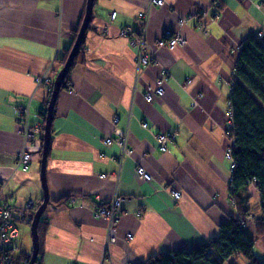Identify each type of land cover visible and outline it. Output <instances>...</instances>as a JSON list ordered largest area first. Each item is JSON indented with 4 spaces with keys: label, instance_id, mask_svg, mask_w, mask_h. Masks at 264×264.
<instances>
[{
    "label": "crops",
    "instance_id": "crops-1",
    "mask_svg": "<svg viewBox=\"0 0 264 264\" xmlns=\"http://www.w3.org/2000/svg\"><path fill=\"white\" fill-rule=\"evenodd\" d=\"M218 1V8L206 0H165L164 7L153 8L145 34L152 62L138 69L132 40L145 0H94L82 47L53 110L46 160L49 202L38 226L37 264H105L108 222L92 216L95 197L121 198L118 241L109 246L112 264H142L159 253L188 251L238 218L225 159L231 145L228 102L237 48L262 26L264 10L255 8L258 0ZM85 4L0 0V184L23 148L16 108L29 101V121L39 118ZM121 26H129L132 35H123ZM164 30L179 32L185 45L157 48L154 41ZM163 72V95L146 103L145 90ZM44 73L52 79L50 86L37 83ZM116 130L127 132L133 151L120 167L112 159L116 145L104 144ZM165 132L173 140L161 152L156 135ZM40 161L41 155L32 153L28 167L8 179L9 203L22 207L35 200L40 205ZM137 166L149 182L137 176ZM247 187L250 213L260 216L255 181ZM171 191L180 194L178 201ZM65 197L73 205L54 204ZM20 225L28 226L17 224L19 236ZM244 225L255 239V256L264 260V235L257 237L250 222ZM233 261L247 264L240 257L227 264Z\"/></svg>",
    "mask_w": 264,
    "mask_h": 264
},
{
    "label": "trees",
    "instance_id": "trees-1",
    "mask_svg": "<svg viewBox=\"0 0 264 264\" xmlns=\"http://www.w3.org/2000/svg\"><path fill=\"white\" fill-rule=\"evenodd\" d=\"M80 24L81 19L76 30L72 32V43ZM72 43L64 50L60 58L62 66ZM81 47L82 43L79 50ZM234 72L235 81L229 97L231 114V135L229 136L233 139L231 155L234 163V167L230 171L229 197L238 218L221 224L217 237L205 244L188 251L171 254L159 253L156 256H151L142 264H227L231 259L238 257L245 260L247 264H264V260L255 256L253 252L255 239L248 234L244 225V223L250 222L254 226L257 237L264 235V48L253 35L247 37L237 49V64ZM64 82L61 89H64ZM50 93L48 92L40 115L43 127ZM42 145L43 138L41 137L37 148L39 154ZM227 162L230 169V162ZM251 181H255L259 193L258 208L261 215L257 217L250 213L252 210L249 203L251 197L248 194L247 186ZM68 199L69 197L58 199L54 204L66 205ZM249 215L252 218H249ZM42 222L43 220H40L38 226ZM211 249L214 251L208 253ZM40 254L39 245L38 256ZM29 257L30 254L19 252L17 260L18 262H27Z\"/></svg>",
    "mask_w": 264,
    "mask_h": 264
},
{
    "label": "built area",
    "instance_id": "built-area-1",
    "mask_svg": "<svg viewBox=\"0 0 264 264\" xmlns=\"http://www.w3.org/2000/svg\"><path fill=\"white\" fill-rule=\"evenodd\" d=\"M212 7H218V0H206ZM241 1H249V0H241ZM146 3V11H151L153 8H162L165 5L164 0H145ZM256 9L264 10V0H258L254 4ZM149 12H142L136 16L137 26L135 34L137 37L132 40V45L136 47L137 54L135 59V64L139 69L141 66H148L152 62V57L147 54V43L145 42V34L148 27L149 20ZM115 13H111L110 20H114ZM199 28L205 27V25L200 21L198 23ZM120 31L123 35L129 36L132 35V29L127 26H122ZM253 36L257 41H259L264 48V22L262 26L257 30ZM186 43L184 37L180 35L179 32H173L166 30L159 37H157L154 41V44L157 48H167L169 50L174 49L177 46H184ZM238 49V48H237ZM44 75V76H43ZM43 77H39L37 79V83L46 84L50 86L52 83V79L48 78L45 73ZM166 78L165 72L162 73L161 77L157 78L153 85L149 86L144 92V100L146 103H151L152 101L160 98L163 93V83ZM187 80L186 83H188ZM230 107V103L228 102ZM29 113V101L27 104L23 106H19L16 109V123L19 129V133L24 141V148L15 160L14 170L25 169L28 166L29 159L31 157L27 146H38L40 144V140L38 138L42 137V132L40 134L39 123H32L28 119ZM118 117L114 118V122L118 123ZM32 123V124H31ZM143 127H146V124H142ZM231 129V128H230ZM115 137H107L104 139V144L106 145H116L117 150L112 159L116 162V164L120 167L123 163L131 156L132 150L129 147L127 140V132L122 130L115 131ZM231 135L230 133H228ZM228 135V137H230ZM157 143L159 146V150L161 152L166 151V146L173 140V134L171 132L159 133L156 135ZM231 141V145L225 152V159L230 162V171L234 167L233 159H232V148H233V139L229 138ZM136 174L142 180L149 182L150 176L144 170L143 167L137 166ZM5 184V183H4ZM173 199L177 201L180 198V194L176 191H171ZM104 202V201H103ZM100 202L95 216L98 214L106 215L109 220V226L112 225L117 216V207L120 205L121 198L115 196L110 204H104ZM39 206V202L35 200H28L24 206L16 207L9 203L5 196L0 193V264H25V262H18L19 252L17 250L18 246V237L19 231L17 224L21 221L30 222L32 220L33 214ZM249 218L252 216L249 215ZM111 227V226H110ZM114 233L113 229L110 230V236ZM128 239H131V235L127 236ZM113 241V240H111ZM214 250H210L208 253H212ZM21 252V251H20ZM105 264H112L110 254L106 256Z\"/></svg>",
    "mask_w": 264,
    "mask_h": 264
},
{
    "label": "water",
    "instance_id": "water-1",
    "mask_svg": "<svg viewBox=\"0 0 264 264\" xmlns=\"http://www.w3.org/2000/svg\"><path fill=\"white\" fill-rule=\"evenodd\" d=\"M93 2L94 0H86L84 15H83L81 24L79 26L77 35L75 37V40L72 44V47L67 55V58L62 68L59 70V72L55 76L52 89H51V93L48 99V104L46 108V116L44 119L43 145H42V153H41V161H40V177H41V183H42V188H43V197L41 199L40 205L34 212L31 223H30L32 252H31V256L27 264H36L38 250H39V236H38L37 227L47 207V204L49 202V194H48V188L46 184V160L48 156L47 155L48 146H49V141H50L51 123H52V118H53V110H54L55 102L58 97L59 91L61 89V85L66 75L68 74L70 67L78 53L82 39L84 37V34L86 30L88 29V25L90 23L91 15H92Z\"/></svg>",
    "mask_w": 264,
    "mask_h": 264
},
{
    "label": "rangeland",
    "instance_id": "rangeland-1",
    "mask_svg": "<svg viewBox=\"0 0 264 264\" xmlns=\"http://www.w3.org/2000/svg\"><path fill=\"white\" fill-rule=\"evenodd\" d=\"M165 1V0H164ZM166 3V2H165ZM218 4H219V1H218ZM166 5V4H165ZM164 5V6H165ZM163 6V7H164ZM220 6V4L218 5V7ZM218 7H216V8H218ZM113 13H115V12H113ZM139 14V13H138ZM138 14H137V16H138ZM111 15V14H110ZM116 15V14H115ZM110 18V17H109ZM137 19V18H136ZM113 21V20H112ZM122 27V26H121ZM120 27V28H121ZM125 27H127V26H125ZM164 31H166V30H164ZM163 31V32H164ZM169 31H171V30H169ZM162 32V33H163ZM173 32H175V31H173ZM161 33V34H162ZM74 42V41H73ZM71 43H72V40H71ZM82 44H83V39H82V42H81ZM73 44V43H72ZM81 46V45H80ZM71 47H72V45H71ZM71 47H70V49H71ZM165 49H167V48H165ZM78 52H79V50H78ZM78 54V53H77ZM77 56V55H76ZM75 59H76V57H75ZM74 59V60H75ZM74 62V61H73ZM73 64V63H72ZM64 82V81H63ZM53 85V84H52ZM52 89V88H51ZM51 89H49V92H51ZM48 91V90H47ZM42 113L40 112V115H41ZM45 116H46V114H45ZM45 119V118H44ZM53 119V118H52ZM32 123H34L35 122V124L36 123H39V129H40V134H41V132H42V138H43V124H42V122H41V120H40V116H39V118L38 119H36L35 121H31ZM31 123V124H32ZM52 124V123H51ZM17 131H18V133H19V129H18V127H17ZM20 134V133H19ZM23 139V138H22ZM38 140H40V138H38ZM24 142V141H23ZM50 142V141H49ZM39 146H35V145H33V146H27V148H28V151H29V153H30V155H31V157H30V161H31V159H32V153H34V152H36L37 154H39L38 153V151H37V148H38ZM49 147V146H48ZM23 148H24V143H23ZM23 148H22V150H23ZM22 150H21V152H22ZM21 152L16 156V158L18 157V156H20V154H21ZM41 153H42V149H41ZM41 153H40V155H41ZM48 155V154H47ZM16 158H15V160H16ZM15 160H14V163H15ZM30 161H29V163H30ZM14 163L12 164V166H11V174L0 184V193L2 194V195H4V196H8L7 195V193H6V191H7V189H6V187H7V181H8V179L12 176V174L14 173V172H17L18 170H23V169H18V170H14V167H15V165H14ZM29 163H28V165H29ZM28 167V166H27ZM5 183V184H4ZM8 198H9V196H8ZM114 198V197H113ZM112 198V199H113ZM112 199H110V200H108V201H102V200H100L98 197H95V203H96V206L94 207V210H93V212H92V216L93 217H96V218H105V220L108 222V229H107V241H106V250H105V252H104V260H105V262H106V256H107V254H109V246L110 245H114V244H116L117 243V241H118V236H117V230H116V224H117V218L119 217L118 215H119V209H120V205L117 207L118 209H117V216H116V220H115V222L112 224V225H110L109 226V220H108V217L106 216V215H102V214H98L97 216H95V212H96V209H97V207H98V205H99V203L100 202H103L105 205L106 204H110V201L112 200ZM180 199V198H179ZM178 199V200H179ZM9 200H10V198H9ZM177 200V201H178ZM11 201V200H10ZM72 199H71V197L68 199V201H67V203H66V206H70V205H73V203H72ZM251 201H253V200H251ZM255 204H256V202H255ZM64 205V204H63ZM21 223H23V224H26V225H28V226H26V228H25V230L23 229L24 228V226H22V225H20V229H21V234H20V236L18 237V246H17V250H18V252H24L26 255L27 254H30V256H31V252H32V241H31V235H30V223H31V221L30 222H24V221H21ZM111 229H113V231H114V233H112L111 234V236H110V230ZM111 240H113V241H111ZM207 243V242H206ZM29 259H30V257H29ZM39 259H40V256H37V261H36V264H37V262L39 263ZM29 261V260H28ZM28 261L27 262H25V264H27L28 263Z\"/></svg>",
    "mask_w": 264,
    "mask_h": 264
},
{
    "label": "bare ground",
    "instance_id": "bare-ground-1",
    "mask_svg": "<svg viewBox=\"0 0 264 264\" xmlns=\"http://www.w3.org/2000/svg\"><path fill=\"white\" fill-rule=\"evenodd\" d=\"M145 12H149V13H151V11H146V10H145Z\"/></svg>",
    "mask_w": 264,
    "mask_h": 264
}]
</instances>
